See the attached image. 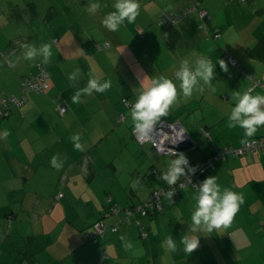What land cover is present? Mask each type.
<instances>
[{"label":"crops","instance_id":"crops-1","mask_svg":"<svg viewBox=\"0 0 264 264\" xmlns=\"http://www.w3.org/2000/svg\"><path fill=\"white\" fill-rule=\"evenodd\" d=\"M95 2L101 8L91 15L88 8ZM115 2L0 0V111L3 99L22 96L24 77L37 75L40 67L49 75L45 93L30 94L24 106L0 115V264H264L262 150L227 156L208 172L207 178L215 177L222 188L243 194L244 203L227 228L191 231L195 190L189 189L165 199L161 213L139 217L148 233L143 241L133 222L95 243L88 239L101 219L108 227L120 222L122 213L103 218L110 206L146 202L166 184L154 173L162 175L175 156L164 159L151 143H140L130 116L137 90L151 78L164 76L177 84V100L159 122L183 126L194 143L184 152L189 163L264 136V127L248 138L243 129L228 126L234 94L264 95V88L224 61V55L231 56L264 84V0H138L136 22L111 32L101 21L115 10ZM197 2L205 19L193 12L172 27L159 25L162 16L182 13ZM217 30L219 39L214 38ZM104 43L110 47L100 48ZM44 44L51 46L47 62L23 58L25 45ZM198 58L217 64L216 76L210 86L185 98L175 74L183 61L194 67ZM77 70V78L70 79ZM91 77L110 81L111 87L81 92L74 103L72 97ZM59 103L68 107L64 115ZM75 135L82 150L74 148ZM54 156L64 162L59 170L51 166ZM194 235H201L199 246L186 254L182 238ZM169 236L177 243L174 253L164 245ZM125 242L133 247L126 249Z\"/></svg>","mask_w":264,"mask_h":264},{"label":"clouds","instance_id":"clouds-1","mask_svg":"<svg viewBox=\"0 0 264 264\" xmlns=\"http://www.w3.org/2000/svg\"><path fill=\"white\" fill-rule=\"evenodd\" d=\"M114 11L104 16L101 23L104 28L111 32H117L122 25L133 24L140 14L138 0H116L113 5ZM101 8L99 2L91 3L89 14L95 15ZM23 58L32 60L42 57L47 62L52 56L51 46L44 44L39 48L31 45L24 46ZM220 68L227 71L223 61L219 62ZM217 64H213L208 58H198L193 67L189 61L182 62L175 74L179 81V90L183 97L191 98L194 91L202 90L203 86H210L215 79ZM78 70L70 75L75 80ZM111 87L110 81L100 82L96 77H91L87 87L78 91L72 97L73 102H78L81 92L91 95L93 92L103 93ZM215 89H213L214 91ZM235 106L231 108L227 116V123L230 128L244 130V136L252 138L259 128L264 126V95H252L248 91L235 93ZM178 96L177 84L173 79L159 76L151 78L150 84L144 88L141 86L136 92V98L130 110L131 122L134 134H138L140 140L147 139L154 127L162 117L168 115L170 107L175 103ZM8 133L3 132L2 136L7 137ZM74 148L82 150L79 142V135L72 137ZM175 159L168 161L167 168L161 175V179L172 188L177 185L181 177L187 178L190 173H195L196 168L192 167L184 154L174 152ZM63 161L58 156L51 160V166L57 170L63 167ZM187 169V172H186ZM187 186V185H182ZM175 195V191H168L166 196L169 200ZM194 206L191 211V231L194 233H212L230 226L234 217L239 212L240 206L244 203L242 193L235 192L229 188H222L215 177H208L195 187ZM201 235L183 237L182 244L186 254H192L199 246ZM120 239L125 241V237ZM164 245L168 253L177 250L176 240L169 236ZM124 247L131 249L133 245L125 242Z\"/></svg>","mask_w":264,"mask_h":264},{"label":"built area","instance_id":"built-area-1","mask_svg":"<svg viewBox=\"0 0 264 264\" xmlns=\"http://www.w3.org/2000/svg\"><path fill=\"white\" fill-rule=\"evenodd\" d=\"M232 1H239L245 3L248 0H232ZM194 10H197V7L191 9L190 12ZM199 13L201 17L205 19L206 12L200 10ZM180 18L181 16L176 17L174 15L167 14L162 17V19L159 21V24L163 26H171L176 24L180 20ZM214 38L215 39L220 38V32L218 30L216 31ZM99 47L108 48L110 47V44L104 43ZM224 61L226 64L234 68H238L243 75L253 80L255 86L264 88V84H262L260 81L253 79L252 75L245 73L241 68H239L237 61L233 59L231 56L224 55ZM48 76L49 75L46 72V70L40 67V72L37 75L24 77L20 84L22 96L21 97L12 96L10 98L3 99V101L1 102L2 110L0 111V115H6L11 107L20 108L24 106L28 101L30 94L34 93L40 95L45 93L49 89V83L47 81ZM123 102L128 104L127 100H124ZM67 110L68 107L65 103L58 104V111L61 115H64L67 112ZM125 118H126L125 114H122L120 116V122H124ZM137 135L138 134H134V136L140 143L142 144L151 143L152 146L157 150V152L160 155L174 156L173 151L179 154H184L183 152L178 151L176 148L173 147L174 145H178L179 142L184 140V138L187 135L185 129L179 122L161 121L157 123L153 131L149 134L148 138L144 140L138 139ZM261 150L264 151V136L258 137L253 140H249L246 143H244L242 147L238 149L231 147L222 149L218 151L216 154H214L212 157L206 158L205 160L201 161L198 164L193 165L190 163L192 167L196 168L195 173H190L187 178H184V180L180 181L176 186H173L172 188H169L168 186V187H160L159 189L155 190L149 202L140 203L134 206L132 209L126 208L124 210L123 209L121 210V208L118 205H113L109 208L105 216L109 217L112 214H119L121 211H123L127 220H129L132 217H134L136 213H140L142 216H148L149 214L151 215L153 213L160 212L163 210V201L164 199L167 198L166 194L168 191H175V195H177L180 190H185L187 188L195 189L198 183L203 182L207 178L209 170L214 168L217 162L225 160L227 156L239 157L248 153H255ZM154 177L161 179V175L156 173H154ZM182 185H187V186L185 187ZM59 197H62V194H60ZM137 224L140 225V221H137ZM117 229H118L117 226L112 227V230L114 232ZM105 231H106V227L104 225V222L101 220L94 225L92 232L89 234V238H92L94 242H96L100 236H103L105 234ZM141 237L147 238L148 234L143 231Z\"/></svg>","mask_w":264,"mask_h":264},{"label":"trees","instance_id":"trees-1","mask_svg":"<svg viewBox=\"0 0 264 264\" xmlns=\"http://www.w3.org/2000/svg\"><path fill=\"white\" fill-rule=\"evenodd\" d=\"M232 1V0H231ZM239 2V1H238ZM248 2V1H247ZM247 2H245V3H247ZM239 3H242V2H239ZM194 7H197V10H194V11H192V12H190V10L191 9H193ZM201 10V8H200V3L199 2H197V3H195V5H193V6H191V7H189L186 11H184V12H182V13H179V14H173L174 16H181V18H180V20H182L183 18H185L188 14H191V13H193V12H199ZM167 15V14H166ZM165 16V15H164ZM163 17V16H162ZM162 17L159 19V21L162 19ZM179 20V21H180ZM159 21H158V23H159ZM160 25V24H159ZM175 25V24H174ZM163 26V25H162ZM173 25H171V26H163V27H166V28H169V27H172ZM243 70V69H242ZM244 71V70H243ZM47 72V71H46ZM22 81V80H21ZM21 84V83H20ZM21 87V86H20ZM41 95V94H40ZM258 152V151H257ZM160 175V174H159ZM184 180V179H183ZM158 181H162V180H158ZM179 183V182H178ZM177 183V184H178ZM162 187H168V185L167 184H165V186H163L162 185ZM189 189H193V188H187V189H185V190H180L179 192H178V194L177 195H175V196H173L172 198H175V197H178V196H180L181 195V193L182 192H184V191H186V190H189ZM157 190V189H156ZM193 190H195V189H193ZM152 196V195H151ZM62 197H63V194H62ZM62 197H59L58 196V199L59 198H62ZM151 199V198H150ZM150 199L148 200V201H146V202H149L150 201ZM167 199V198H166ZM165 200V199H164ZM141 203H144V202H141ZM140 204V203H139ZM136 205H138V204H135V205H132V206H129V207H126V208H130V209H132L134 206H136ZM163 205H164V201H163ZM111 207V206H110ZM109 207V208H110ZM109 208H108V210H109ZM126 208H121V210L123 209H126ZM108 210L106 209L105 211H104V214H103V218H107V216H105L106 215V213L108 212ZM163 211V210H162ZM162 211H160V212H157V213H153V214H149L148 216H142L140 213H136L135 215H134V217H132L131 219H129V220H127V218H126V216H125V214H124V212L123 211H121L120 213H122L123 215L120 217V222L118 223V224H115V225H113V226H117L118 227V229L115 231V232H117L118 230H119V228H120V226H121V224H124V223H134L141 231H140V236H141V234H142V232H143V230H142V224H141V219L139 218V217H141V218H146V217H151V216H154V215H157V214H159V213H161ZM112 215H115V214H112ZM138 216V217H137ZM102 221H103V219H101ZM100 220V221H101ZM137 221H140V225H138L137 224ZM104 222V225H105V227H106V231H105V234L103 235V236H100L98 239H100V238H104L105 236H106V234H107V232H109V230L110 231H112V232H114L113 230H112V227L113 226H110V227H108L106 224H105V221H103ZM96 224V223H95ZM94 224V225H95ZM94 225L92 226V230H93V227H94ZM92 230L88 233V239L91 241V242H94V240L92 239V238H89V234L92 232ZM148 234V233H147ZM143 238V237H142ZM97 239V240H98ZM144 239H146V238H144ZM97 242V241H96ZM95 243V242H94Z\"/></svg>","mask_w":264,"mask_h":264},{"label":"water","instance_id":"water-1","mask_svg":"<svg viewBox=\"0 0 264 264\" xmlns=\"http://www.w3.org/2000/svg\"><path fill=\"white\" fill-rule=\"evenodd\" d=\"M174 148H176L178 151H181V152H186L190 149H192L194 147V143L191 139V137L188 135H186V137L184 138V140H182L181 142H179L178 145H174L173 146ZM158 180H161L159 178H157ZM163 181V180H162Z\"/></svg>","mask_w":264,"mask_h":264},{"label":"rangeland","instance_id":"rangeland-1","mask_svg":"<svg viewBox=\"0 0 264 264\" xmlns=\"http://www.w3.org/2000/svg\"><path fill=\"white\" fill-rule=\"evenodd\" d=\"M162 157V156H161ZM164 159L166 158V156H164L163 157ZM108 210V209H107ZM144 232H146V231H144ZM147 233V232H146ZM139 239L141 240V241H143L144 240V238H142L141 236H139Z\"/></svg>","mask_w":264,"mask_h":264}]
</instances>
